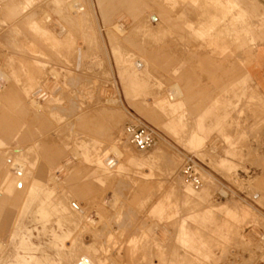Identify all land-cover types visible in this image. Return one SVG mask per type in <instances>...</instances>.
I'll list each match as a JSON object with an SVG mask.
<instances>
[{
    "label": "rangeland",
    "instance_id": "obj_1",
    "mask_svg": "<svg viewBox=\"0 0 264 264\" xmlns=\"http://www.w3.org/2000/svg\"><path fill=\"white\" fill-rule=\"evenodd\" d=\"M98 1L104 13L97 0H26L18 4L4 1L0 17V88L10 80L11 97L24 91L26 105L31 102L28 104L32 107L34 100L37 105L19 112L0 90V115L8 113L17 122L16 127L5 116L0 127L12 130L0 136V141L11 143L15 138L12 148L22 149L27 156L32 152L31 157L39 156L35 169L41 182L48 175L49 196L45 187H37L38 192L42 188L44 191L22 216L23 197L15 194L11 185L14 192L0 201V206L10 212L8 220L0 224V233L2 227L5 230L0 234L4 242L0 264H73L79 253L94 264H117L93 260L96 244L103 239L105 247H99L114 259L111 249L119 247L117 238L122 244L128 237L136 236L138 230L98 226L115 224L119 211L126 215L152 207L164 197L152 196L151 204L144 202V206L139 204L144 196L141 190L124 198L101 197L110 195V188L116 183L122 188L143 187L142 183H135L143 178L147 187L156 189L158 194L182 189L205 195H198L199 200H206L198 208L208 203V220L214 217L222 229L224 215L227 217L225 235L215 232L214 221L210 223V246L200 245L198 259L180 248L182 264H264V0H246L245 6L240 3L242 0H177L169 8L168 24L160 30H155L151 24L156 23L148 17V11L157 13L153 0ZM244 12L252 17L253 13L262 12L251 19L253 22H247L245 32L239 30L238 21L232 20ZM221 14H230L229 23L219 20ZM188 23L197 24L206 36L201 38L188 29ZM223 23L229 24L224 32L219 26ZM250 23L256 24L252 31ZM128 55L143 64L140 80H133L138 83L136 89L120 75L119 58L127 60ZM224 57L226 60L218 61ZM243 77L246 80L241 84L239 97L231 98L235 104L227 109H210L216 98ZM168 97L181 100L182 109L172 114L157 104L159 99ZM80 112L84 114L77 116ZM181 113L184 125L172 129L170 120ZM200 115L209 131L202 147L193 148L186 140ZM78 121L92 130L86 137L98 144L86 149L85 159L74 140V129H84ZM217 121H221L219 128L214 126ZM47 124L50 131L43 130ZM128 124L153 127V146L147 150L136 148L125 132ZM68 125L71 129H63ZM27 128L35 131L36 143L23 136L22 130ZM32 145L37 152L28 151ZM114 145L132 156L156 160L143 172L127 171L122 159L109 169L106 158L119 160L125 155ZM229 148L234 155L227 153ZM11 156L20 154L12 151ZM8 157L7 152L0 154L2 189L8 187L9 177H14L8 170ZM188 159L199 174V186L187 181L182 173ZM222 160L236 165L231 176L221 165ZM129 174L136 180L132 182ZM102 175L107 179L104 183L100 181ZM78 179L85 180L87 187L95 184L87 196L92 207H80L71 196V185ZM95 180L108 189L101 191ZM0 193L3 195L1 189ZM165 198L174 222L188 213L190 203L184 202L182 196L179 202L177 198ZM100 207L104 208L106 222ZM224 207L228 210L224 215L213 213ZM161 212L155 205L151 214L158 217ZM145 215L149 217V211ZM186 217L205 220V216L201 218L196 213ZM133 219L131 216L127 221L133 223ZM175 224L173 229L140 230L141 235L152 240L174 237ZM233 230L238 237L235 242L228 238Z\"/></svg>",
    "mask_w": 264,
    "mask_h": 264
},
{
    "label": "crops",
    "instance_id": "obj_2",
    "mask_svg": "<svg viewBox=\"0 0 264 264\" xmlns=\"http://www.w3.org/2000/svg\"><path fill=\"white\" fill-rule=\"evenodd\" d=\"M2 1V9L0 12V17L3 16V8H4V1L7 2H13L14 4H18V3H24L26 0H1ZM31 1V0H30ZM240 1V0H239ZM177 2V0H153V3L157 6V13H153L151 11L149 12V20H151L152 22L154 21L156 24H151L153 26H155L154 28H156L155 30H160L164 27V25L168 24L169 20H170V16H171V11L169 10V8L174 7V4ZM192 3V2H191ZM240 3H242V5L245 6L246 4V0H242V2L240 1ZM97 4L100 8L101 13L103 12V7L101 5V3H99V1L97 0ZM91 5V4H90ZM192 5H194V3H192ZM151 10V9H150ZM184 10H186V8H184ZM144 13V11H141L140 13ZM8 13V12H7ZM139 13V14H140ZM262 15V12H255L253 13V17L255 16H259ZM161 17V18H160ZM235 18L232 20H236L239 22V30L240 31H247L248 28V24L247 22H253L251 19L253 18L251 15H248L246 12L239 14L238 16H234ZM219 20H223V21H227L229 23V21L231 20L230 18V14H226L223 15L221 14V16L219 17ZM228 23H223L221 25H219L221 27L222 32L225 31L226 26H229ZM263 23V21H262ZM111 25H114V23H111ZM250 27V31L253 30L252 26L256 25L253 23L249 24ZM188 29H191L193 31L196 32V34L198 36H200L201 38H204L206 36V33L201 32L198 27L197 24H193V23H188L186 24ZM259 26V25H257ZM220 31L216 32L215 34L219 33ZM66 30L64 31L65 35L64 37L67 36ZM244 34V33H243ZM224 48V47H223ZM222 52V51H221ZM127 60H124L122 58H119L121 61V71H120V75L121 77H126L125 79L130 80V86L134 89L137 88L138 83L133 81V80H140L138 77V74L142 71V62L139 59H134L131 56H127L126 57ZM226 60V58H220L218 61H223ZM138 64V66H137ZM3 72V71H2ZM4 73V72H3ZM5 74V73H4ZM6 75V74H5ZM249 74H246V77ZM7 76V75H6ZM246 77H243L238 83L237 85L234 84L232 85L230 88H228L227 90H225L222 93V97L216 98L213 102V104L211 105V108H224L227 109L230 106H232L233 104H235V102L232 101V97H236L238 98L240 93H241V84L245 82ZM9 79V77L7 76V80ZM264 80H262L261 84H264L263 82ZM10 80L7 81V83L5 84V86L3 88H0V90H4V92H2V94L5 96V98L8 99V101H11L12 105L15 107H18L19 112H21V109L23 108L21 105V101L23 100V95L22 93L24 91H22V93H20L19 95L16 94V96L11 97V92L8 89V85H9ZM128 86V85H127ZM126 86V90L128 89V87ZM174 86H178L177 84H174ZM173 87L171 88V90L173 89ZM179 87V86H178ZM180 89V88H179ZM30 90V89H29ZM28 90V91H29ZM130 90H132L130 88ZM170 91V89H169ZM181 92V90H180ZM170 95V94H169ZM170 102V103H169ZM157 104L161 107V108H167L170 113L175 114L177 113L178 109H182L183 103L181 100H176V98H161L157 101ZM84 113L80 112L79 114H77V116H81ZM7 116L11 122H13L16 127H17V122L13 121L11 118V115L8 113H2L1 116ZM183 116L184 113L179 114V116H177V120L171 119L170 120V126L173 129L176 125H184V121H183ZM204 118L203 115H200L194 122V126L193 129L191 130L186 142L188 145H190L193 148H200L202 146L201 143H204L206 140V137L208 135V127L205 126L204 123ZM79 126L84 128L82 131H80L79 129H74L73 132L77 133V137H75V144L77 145L78 148H80V152L79 154L82 156V159H85L86 157V149L87 148H91V147H97L98 144L97 141H94L92 139H88L86 137V133L87 132H92V130H87L81 123L82 121H78ZM221 124V121H217L216 124H214L215 127L219 128ZM69 127V129H71V126H64V128ZM49 125H44V129L43 130H48ZM96 132V130H94ZM98 131V130H97ZM31 132L33 134V138L32 143H36V136H35V131L33 129H31ZM3 135L6 136V134H1L0 136L2 137ZM227 141L229 140V137L226 135L225 136ZM15 138L12 140V142H5V141H0V147H3L7 144H12L15 143ZM99 141V140H98ZM38 146V145H37ZM115 146V145H114ZM115 148L121 152L124 153L125 155L122 156L119 160L117 158H106V160H108L107 163L110 164V166L107 165V163H105L109 169H114V167L116 165H118V163L120 162V160L122 159V164L126 167V170L128 171H134V172H143L142 169L146 166H152L153 163L156 160V157L151 160L148 157H139V156H132L130 155V152H126V151H122L121 149H119L117 146H115ZM228 154L230 155H234V150H232V148L227 151ZM81 163H83V161H81ZM85 163V162H84ZM221 165L228 171L229 176H231V173L234 172L236 165L229 160H222ZM145 173V172H144ZM146 175H148L149 173H145ZM130 176H127L128 178H130L132 180V182L134 180H136V177L132 174H129ZM233 178V177H232ZM152 180H154L155 182H158L159 180L151 178ZM106 177L104 175H102V178H100V181L102 183L106 182ZM85 180H81L78 179V181L74 182L71 186V196L73 198H75L78 203L80 204V207H89L92 205H90L89 200L87 199V196L89 195V193L94 190V187H87V184L85 183ZM95 183H97V185L99 186V189L101 191H105L108 188H103L100 187L102 186V184H100L98 182V180H95ZM137 183V186H141L140 183H142L143 187H132V188H122V187H117V183L114 185V187L110 188L111 189V193L110 195H103L101 198L103 197H108V198H113V197H117V198H121V197H127L129 195L132 194H136V191H140L143 196V200L139 202V204L142 206H144V202H150L151 204V198L152 196H160V197H164V199H162L161 201H158L156 204H154L152 207H150V205L147 208H143L137 211H132L131 213L128 212V214L123 215L122 213L120 214V211L115 215V219L116 222L115 224H110L109 225H102L100 224L98 226V228H113V229H133V230H138L137 231V235L136 236H131L128 237L125 242H123L122 244L119 242L121 239L117 238V243L119 245V247H117L116 249H111V257H113L114 259H110V256H108V254H104L102 252V249L99 247L100 245H102L103 247H105V245L102 243L103 239L101 240L100 243L96 244V248L94 250V256L92 257L93 260L98 261H104V260H110L112 262H115L117 264H182V259L180 258V248L185 249L186 251L190 252L191 254H194L196 256H194V258L198 259L199 255H198V251L200 248V245H207L208 247L210 246V223H212V221H214L215 223V219L213 217V220H208V214L210 213V207L208 205V203L202 207V208H198V204L204 203L206 202L205 199L199 200L198 199V195L201 197H205V195H201L200 193L196 195V193L194 194H189L184 192V190L182 189H175V190H168L167 193L161 192L160 194H158V192L156 191V189H151L149 187H147V182L146 179L143 178V181L141 182L140 179H137V181L135 182ZM47 192V196H49V191L48 189H45ZM181 190L178 194V191ZM40 191H44V189H40ZM40 191L37 193V198L41 195ZM181 196L183 197V201L190 203V207H189V211L187 214L189 213H196L198 215H201V218H204L205 216V220H198L194 217V219L192 218L191 220L187 219L186 215L181 217L180 220H177L176 222L173 221V219L171 218V211L169 208V203L166 200L165 197H173V198H177L178 202L181 199ZM100 198V199H101ZM99 199V200H100ZM99 204V201L97 202ZM197 203V204H194ZM155 205H158L161 208V214L160 216H154L151 214V211L153 209V207ZM150 207V208H149ZM149 208V210H148ZM104 208L100 207V213L102 214V210ZM149 211V217H147L145 215V212ZM228 210H226V208L224 207L222 210H213V213L215 214V212H221L223 215L227 212ZM99 212V211H98ZM132 218H134L133 223H129L127 221L128 218H130L131 216ZM101 217L104 219H106V216L104 214L101 215ZM225 219L223 220V228L220 227L221 225H219L218 223H215V232L218 233V231H222V234L225 235L226 234V224L228 223L227 221V217L226 215H224ZM176 223V224H175ZM173 224H175V228L177 229L176 231V235L174 237L172 236H167L165 239H161V238H157L155 240H152L150 238H145L143 237L141 234L140 230H155V229H161V228H169V229H173ZM201 230V231H200ZM204 230V231H203ZM173 231H170L169 235H172ZM225 237V236H224ZM228 238L231 239L232 242H235L238 237L236 234V231L233 230L232 232H230L228 234ZM106 241V240H105ZM121 245V246H120ZM168 247V250H167ZM205 250V249H204ZM203 250V251H204ZM208 250V248H207ZM208 252V251H207Z\"/></svg>",
    "mask_w": 264,
    "mask_h": 264
},
{
    "label": "bare ground",
    "instance_id": "obj_3",
    "mask_svg": "<svg viewBox=\"0 0 264 264\" xmlns=\"http://www.w3.org/2000/svg\"><path fill=\"white\" fill-rule=\"evenodd\" d=\"M0 4H1V9H2V1L1 0H0ZM1 9H0V12H1ZM137 66H138V64H137ZM33 94H34V90L31 91V93L29 95L30 98H32ZM21 96H23V100L21 101V105L25 110L28 111L29 108L35 107L34 104L37 105V103H35V100L33 101L34 103H33L32 107H30L31 104H28L31 102H27V105H26L24 94ZM4 118H5V115L1 116L0 122H2L4 120ZM5 130H3L2 127H0V135L1 134H8L11 132L12 129L9 128V129H5ZM22 134H23V136H25L28 139L33 138V134L31 132V130L28 128L22 130ZM16 147H18V145ZM30 148H32V149H30L28 151L32 150L34 152L35 151L37 152L36 148L33 145ZM12 151L16 152V154H20V156H11ZM22 151L23 150L20 148H12L11 144H7L3 147H0V154H2V152H7L9 154V157L6 159V162H8L7 163L8 164V170L11 171L12 174L14 175V177H9L8 181H6L8 183L7 188H4V189L0 188L3 191V195H2V193H0V195H1L0 201L2 199H4L5 196H8L12 192H14L13 190L15 189V191H16L15 194L21 195L23 197L22 206H21V214H22V216H24L28 210L27 208L30 205V203H32L33 201H35L37 199V193H38L37 187L43 186L46 189H48L47 185H48V178L49 177H48V175L43 177L44 179H42V182H41L39 180V175L37 174L36 169H35V165L39 162V158H38L39 156L38 157H31L33 152L30 153L29 156H27V155L22 154ZM33 155H35V154H33ZM11 185H14L13 190H11V187H12ZM44 196H45V194H44ZM9 213L10 212H7L6 209H3L0 206V224L3 222H6V220H8V217H9L8 214ZM0 228H1V226H0ZM1 231L2 232L0 234H3L5 231L3 229V227H2ZM3 244H4V242L0 239V258L3 255L1 252L2 248L4 247ZM6 246H7V244H6ZM54 246H55V244L52 245V247H54ZM42 251L47 252V250L44 247H43ZM48 255H49V252H47V254L45 256H48ZM69 262H70V260H69ZM72 263L73 264H94L87 256H81V253L77 254L74 262H72Z\"/></svg>",
    "mask_w": 264,
    "mask_h": 264
},
{
    "label": "built area",
    "instance_id": "obj_4",
    "mask_svg": "<svg viewBox=\"0 0 264 264\" xmlns=\"http://www.w3.org/2000/svg\"><path fill=\"white\" fill-rule=\"evenodd\" d=\"M125 132L128 135L130 142L139 150H147L151 148L155 142V130L147 124H128L125 127ZM182 173L185 176V179L195 186L201 184L199 174L194 169L190 159L186 160L183 164Z\"/></svg>",
    "mask_w": 264,
    "mask_h": 264
}]
</instances>
